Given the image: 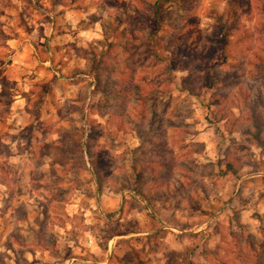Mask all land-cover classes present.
Instances as JSON below:
<instances>
[{
	"label": "rangeland",
	"instance_id": "obj_1",
	"mask_svg": "<svg viewBox=\"0 0 264 264\" xmlns=\"http://www.w3.org/2000/svg\"><path fill=\"white\" fill-rule=\"evenodd\" d=\"M239 1L0 0V264H212L205 247L229 224L263 263L264 135L258 142L249 129L264 107L250 119L239 91L256 99L251 88L264 87L263 0ZM144 105L161 115L143 133L168 126L170 153L142 184L190 187L174 200L148 192L149 208L121 178L145 153L119 115ZM233 155L237 174L225 171ZM183 169L195 184L179 183ZM155 219L174 221L181 236L211 224L205 242L188 233L180 248ZM41 224L50 248L34 241ZM140 230L149 234L121 237Z\"/></svg>",
	"mask_w": 264,
	"mask_h": 264
},
{
	"label": "trees",
	"instance_id": "obj_2",
	"mask_svg": "<svg viewBox=\"0 0 264 264\" xmlns=\"http://www.w3.org/2000/svg\"><path fill=\"white\" fill-rule=\"evenodd\" d=\"M139 3H144L145 0H138ZM162 1L164 0H156V3H154V6H158L160 8V5L162 3ZM160 4V5H159ZM238 4L241 7H244V5L248 6V1L245 2V0H240L238 2ZM260 7L263 8L264 12V0L260 2ZM158 10V9H157ZM141 15V14H139ZM264 24V21H263ZM227 26L224 24L222 25V27L219 30V48H221V51H224L226 49V46L229 44V38H228V33L226 31ZM264 30H262V33L259 35V40L263 41L264 40V34H263ZM256 34L251 35V33H248V37L249 38H255ZM189 48V45H186V49ZM179 49H182L179 47ZM179 53V55H178ZM185 51H184V55L182 53H180L177 51L175 53V56L180 57V54L183 56H185ZM264 64V62L262 63ZM226 73L223 74H213L212 77L213 79H219L220 75H225ZM229 74V73H227ZM227 74L225 76V78L227 77ZM193 88V87H192ZM142 89V88H141ZM244 89V90H243ZM255 91L257 95V98H252L251 96L253 95L252 93L250 94V91L245 89L244 87L241 88L239 91L241 93V97L243 99V101L247 102V108L253 113L250 116V119H260L263 118V116L257 117L255 118V112L257 111V108L259 107H264V87H260L259 90L255 89V88H251ZM261 92V93H259ZM138 101L139 104L141 102V104L143 103V98L144 96H138ZM137 106V105H136ZM139 106V105H138ZM142 106V105H141ZM138 115V118H137ZM161 113H157L154 112L153 109L149 108L148 106H143L141 107L140 110L136 109L135 107H133L132 112L128 111L127 113H124L123 115L120 114L119 116L122 118H125L124 122L123 119L120 121L122 122V127H124L125 129H128L129 127H131V125L133 124L134 129L137 133V135L139 136V138L141 139L142 145H141V150L143 153H145V157H143V160H140L141 166H137V161L136 159H134V163L132 166V173L128 174L126 173L125 175L121 176L122 178V184L124 188H129L132 190H136V192L140 193V191H138L136 188V186H138L139 184H141V186L143 185V183H145V180H149V179H153L154 176L153 175H145V172L147 170V168H149L152 165H162V164H168L169 162L165 163V159L166 161H169L165 155L167 153H170L168 151V141L164 140V136L167 135L168 132V126L165 127V129H163L162 134L158 135V134H154V136L150 133L149 136H147L145 133H143V129H144V125L147 128H151L153 127L154 129H158V127H160L159 124V118H160ZM164 115V113H163ZM165 118L167 116V114L165 113ZM169 118V117H167ZM137 119L141 120V123L137 122ZM139 121V120H138ZM168 123L166 125L172 124L174 123L173 121L170 122V119L166 120ZM251 135L254 137L255 140H257L258 142H262V136L264 135V120H262V122L260 121H255L253 124V128L250 130ZM168 136V135H167ZM170 137V136H169ZM173 139V142H176V137H171ZM183 139L181 140V144H183L185 141V136L183 135V137H180ZM168 139V138H167ZM153 154H156L155 156H157V158H159V161H156V157L153 156ZM236 156V155H235ZM234 155L231 156V158H228L225 160V171H230L233 172L235 174L238 173L239 171V167H237L236 163L239 161V157H235ZM186 166L185 169L187 168V166L189 165L190 167H192L191 162H189L188 160H186ZM167 165V167H168ZM195 166V165H194ZM183 169V170H185ZM188 169V168H187ZM190 170V169H189ZM223 171V172H225ZM185 172V180L184 181H180V184L183 183H188L191 182V184H195L196 180H195V176L193 174V176L191 175L192 173H188V171H184ZM190 172V171H189ZM192 172H196L197 176L201 177L200 172L196 171V169H193L192 167ZM202 180V179H201ZM124 182V183H123ZM138 184V185H137ZM161 183H157L155 186H159L160 187ZM187 184V185H188ZM191 186V185H190ZM183 189L189 190L188 188H185V186L183 187ZM184 190H180V186L175 185L171 186L170 183H166V188H165V183H164V189L163 191H156V192H162L164 195L170 197L171 199H179L180 197H182V194L185 193ZM195 194H198L197 192L194 191ZM144 196V195H143ZM192 202V201H190ZM198 209H201L202 207L199 206H195ZM205 210V209H203ZM45 235H46V230H45V226L43 224H41V228L39 229L38 234L35 236L34 241H36L37 243L41 244L43 247H49L51 246L53 241H45ZM23 244V243H22ZM53 247H51V249H54V244L52 245ZM254 243L251 244V241H248L245 237L241 236V234H238L236 229L233 228V224H229L226 228L223 227L222 232H221V239L220 242L217 246L214 247V249H207L206 248V253H208L213 259L212 264H259V261L256 262V259L254 257L253 254H251L252 252H254ZM252 249H254L252 251ZM252 251V252H251ZM172 254H174L173 256H171L172 259H174L175 257V253L178 254L180 251L177 250H172ZM263 255H264V249H263ZM261 255L263 257V263H264V256ZM251 256V257H250ZM262 263V264H263Z\"/></svg>",
	"mask_w": 264,
	"mask_h": 264
},
{
	"label": "crops",
	"instance_id": "obj_3",
	"mask_svg": "<svg viewBox=\"0 0 264 264\" xmlns=\"http://www.w3.org/2000/svg\"><path fill=\"white\" fill-rule=\"evenodd\" d=\"M10 39V38H9ZM157 168H159V166H157V165H152V166H150L149 168H147V170H146V172H145V175H153L152 174V171H158L157 170ZM148 183H146V184H144V185H142L141 186V184H140V189H137L138 191H140V193H141V195H140V193H138V192H136V191H134V190H132V189H129V188H124V193L126 192V194L127 193H129L130 195H129V197H131V196H133V197H136L137 198V200L138 201H140L144 206L146 205V207H148L149 208V206H148V201H147V199H145V195H149V194H151V193H148V192H153V191H155L156 192V190H157V188H158V186H155L156 184H153L152 186H150V188H148V185H147ZM138 188V187H137ZM153 188H155V189H153ZM144 195V196H143ZM126 201V200H125ZM125 201L123 202L122 201V203L123 204H125ZM166 213V212H165ZM168 215V214H167ZM167 220V219H166ZM159 220V219H155V220H153V221H155V222H157L158 224H160V226L161 227H164V228H169V235H168V240L169 241H171L170 240V238H172V239H174V240H177V238L178 239H180V240H182V243H180L179 245L181 246L180 248H182V247H185L187 244H188V236L187 235H185V234H188L189 233V235L190 234H193V235H197L198 237H199V239H200V245H201V243H203V242H205V240H203V242H202V239H201V237H202V235H203V231L205 230V232H207L208 233V230H207V228L209 227V225L211 224H209V220H207V221H205V222H203V223H195V225H197L196 226V228L193 230V232H187L185 229H182V228H180L177 232H182L184 235L183 236H181L180 234H175V233H171L170 232V230H173V231H175V229H176V224H174L175 222L174 221H169V220ZM223 219H217V221L216 222H220V221H222ZM161 223H163V224H161ZM217 225V228H218V225H219V223H216ZM160 227V228H161ZM188 227V226H187ZM209 229V228H208ZM181 233V234H182ZM140 235V234H149V231H145V232H142L141 230L140 231H137L136 233H131V234H123V235H121V237H126V238H131V237H129V236H132V235ZM210 235V234H209ZM190 237H191V235H190ZM220 239H221V236H219L218 235V238L216 239V243H215V246H217V243L219 244V242H220ZM174 240L172 241V243L174 244ZM174 246V245H173ZM174 248V247H173ZM204 248V247H203ZM203 248H201V252H203L206 248H207V246L205 247V249H203Z\"/></svg>",
	"mask_w": 264,
	"mask_h": 264
}]
</instances>
